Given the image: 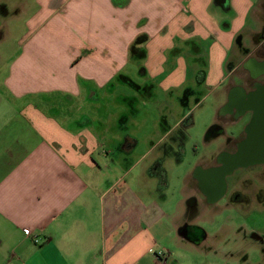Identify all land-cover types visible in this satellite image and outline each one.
Here are the masks:
<instances>
[{
    "label": "crops",
    "instance_id": "obj_1",
    "mask_svg": "<svg viewBox=\"0 0 264 264\" xmlns=\"http://www.w3.org/2000/svg\"><path fill=\"white\" fill-rule=\"evenodd\" d=\"M29 3L0 95V264H237L234 243L213 248L236 223L211 216L235 206H221L225 195L203 205L208 165L164 176L168 154L151 143L134 159L131 120L161 95L153 126L164 132L174 110L178 126L191 101L243 85L250 59L262 64L252 21L264 0H28L24 14ZM262 247L246 264H264Z\"/></svg>",
    "mask_w": 264,
    "mask_h": 264
},
{
    "label": "rangeland",
    "instance_id": "obj_2",
    "mask_svg": "<svg viewBox=\"0 0 264 264\" xmlns=\"http://www.w3.org/2000/svg\"><path fill=\"white\" fill-rule=\"evenodd\" d=\"M28 0H0V95H4V86L2 84L3 78L8 73V66L12 63V60L15 56L20 54L21 43L20 40L24 36V32L30 29L27 23V18L29 17L31 11V5L26 7L25 14L23 13L24 5ZM32 1V0H30ZM258 8V6H255ZM261 20H255L253 18L252 26L256 30L260 25H264V5L260 13ZM247 45L251 47L252 40L249 36L246 37ZM255 43V42H254ZM136 66V64L134 65ZM261 66V65H260ZM138 66L131 67L130 72L134 73V79L140 80L141 76L137 75ZM243 72V71H241ZM238 81H241L238 79ZM117 93H124L129 95L133 93V89L128 86L120 84L117 89ZM206 91H208L206 89ZM161 97V95H159ZM202 96V95H201ZM200 96V97H201ZM158 97V100L155 104L151 103L150 107H146L147 103L141 101L138 103L139 109H143V113H140L137 119H132L131 122L135 126V135L138 136V139H142L139 142V145L136 149V156L134 159L138 158V155L144 153L149 144H156V149L154 153L162 151L164 155L161 158H165L164 170L160 171L164 176L172 178L177 174L184 173L185 170H188L195 165V163L200 161V164L203 162L205 165H208L207 168H203L202 178H207L208 173L212 170L209 166L215 164V156L218 152L225 148V144H233V142H228L227 136L232 135L239 139L243 137L244 133L242 131L243 125L245 123V118L240 121L238 124L231 125L228 120V116H217L215 124H220L223 129V133L214 137L211 136L207 138V132L210 129L212 122L217 114L215 110L216 106L221 107L225 102L224 99L227 98L223 92L220 95L213 99L209 95L204 96L203 100L200 102V105L194 106L196 101H191L188 109V113L182 121L176 126V121L178 117V112L173 111L172 115L167 116L166 125L167 130L161 132L159 126H153V119L158 118L161 115V111H165L163 107V102L161 98ZM145 104V105H144ZM219 111V109H218ZM159 119V118H158ZM228 120V123L225 121ZM214 125V124H213ZM153 126V128H152ZM153 130L152 133H149L150 130ZM238 136H236L237 132ZM149 135L147 138L146 136ZM152 139V140H149ZM149 142L147 143V141ZM228 148V147H227ZM182 159L181 162L177 160ZM247 169H237L232 174L226 176V183L228 184V192L233 187H239V181L231 184V182L238 177H245ZM160 174V175H161ZM178 184L174 181L171 183L168 191L169 194L174 192L177 189ZM221 206L225 204V200L220 201ZM241 209L240 205L235 206V210L229 208L228 206L224 211L219 213H214L211 216L213 223L219 224L220 222H231L236 223L231 224V228H235L233 233H229V230L226 229L220 232H217L218 235L214 237L215 253L220 255L226 250L230 249L229 244L234 243V253L237 257V264H246L245 258L252 256L253 258L258 255L263 249L262 240L256 239L255 235H264V214L248 215V213L242 209V212L236 211ZM209 215H204L203 218H198V224L204 226L207 230H212L211 225H209ZM239 224H242L241 226ZM254 234V235H253ZM230 240V242H229ZM264 242V241H263ZM213 248H204L203 250L213 252ZM243 255V256H242ZM254 260H256L254 258Z\"/></svg>",
    "mask_w": 264,
    "mask_h": 264
},
{
    "label": "flooded vegetation",
    "instance_id": "obj_3",
    "mask_svg": "<svg viewBox=\"0 0 264 264\" xmlns=\"http://www.w3.org/2000/svg\"><path fill=\"white\" fill-rule=\"evenodd\" d=\"M260 37L264 39V25ZM253 55L258 56L261 63H264V43L256 47V50H253ZM254 59V57L250 59L253 61L249 64V77L246 78L243 85L238 83L230 88L229 95L222 104L218 114L219 116L227 115L231 125H236L245 118V123L242 128L244 135L239 139H236L237 137L232 135L227 136L228 142H233V144H225L226 147L216 154L215 164L209 166L212 170L222 166L225 157L236 153L241 143L251 135L249 129L255 115V110L254 104L248 103V100L251 95L257 93L259 89L264 88V68L259 66L258 62ZM228 120H226L225 123H228ZM220 124H214L210 127L207 132V138L211 136L214 138L223 133ZM239 132L240 131L237 132L236 136H238ZM239 168L247 169L248 172L245 177L240 176L234 179L231 184L233 185V183L239 181V187H233L230 192H228L229 188L226 183V176L232 174ZM212 170L208 173L207 178H202L201 175L204 170L200 169V190L203 193V205L208 207L218 201L222 195H225L226 198L224 200L226 203L232 206H241V209L236 210L237 212H242L243 209L248 215L260 214L261 216L264 214V159L244 166L235 167L229 174L223 177V190L220 193H218L219 176L214 175V173L211 172ZM190 234L193 237L195 236L194 232H190ZM254 237L259 240H264V235L261 234V232L260 235H255Z\"/></svg>",
    "mask_w": 264,
    "mask_h": 264
},
{
    "label": "water",
    "instance_id": "obj_4",
    "mask_svg": "<svg viewBox=\"0 0 264 264\" xmlns=\"http://www.w3.org/2000/svg\"><path fill=\"white\" fill-rule=\"evenodd\" d=\"M264 68V63L261 64ZM251 101V102H250ZM264 88L251 95L248 103L254 104L255 115L250 125V136L245 139L239 150L224 159L222 166L212 170L219 176L218 193L223 190V177L229 174L235 167L244 166L264 159Z\"/></svg>",
    "mask_w": 264,
    "mask_h": 264
},
{
    "label": "trees",
    "instance_id": "obj_5",
    "mask_svg": "<svg viewBox=\"0 0 264 264\" xmlns=\"http://www.w3.org/2000/svg\"><path fill=\"white\" fill-rule=\"evenodd\" d=\"M137 42V41H136ZM137 51V49L135 47H132V54H136L135 52Z\"/></svg>",
    "mask_w": 264,
    "mask_h": 264
},
{
    "label": "built area",
    "instance_id": "obj_6",
    "mask_svg": "<svg viewBox=\"0 0 264 264\" xmlns=\"http://www.w3.org/2000/svg\"><path fill=\"white\" fill-rule=\"evenodd\" d=\"M34 242H36V243L38 242L37 238H34Z\"/></svg>",
    "mask_w": 264,
    "mask_h": 264
}]
</instances>
